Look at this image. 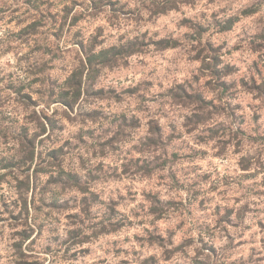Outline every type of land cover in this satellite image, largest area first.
<instances>
[{"label": "clouds", "instance_id": "9594fccd", "mask_svg": "<svg viewBox=\"0 0 264 264\" xmlns=\"http://www.w3.org/2000/svg\"><path fill=\"white\" fill-rule=\"evenodd\" d=\"M0 264H264V0H0Z\"/></svg>", "mask_w": 264, "mask_h": 264}]
</instances>
